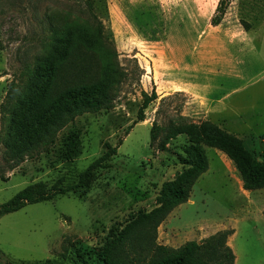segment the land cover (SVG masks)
Returning a JSON list of instances; mask_svg holds the SVG:
<instances>
[{
    "label": "rangeland",
    "instance_id": "374dc122",
    "mask_svg": "<svg viewBox=\"0 0 264 264\" xmlns=\"http://www.w3.org/2000/svg\"><path fill=\"white\" fill-rule=\"evenodd\" d=\"M217 3L95 1L105 40L125 72L113 101L15 157L6 141L36 83L48 21L56 13L83 16L86 0H0V204L33 182H76L106 142L120 143L84 198L58 195L0 217L1 262L105 264L110 239L139 223L157 205L162 185L184 169L178 159L187 135L170 134L182 125L215 123L263 160L264 0H231L222 22L211 26ZM182 79L207 83V96L222 99V114L203 111L200 101L177 90ZM152 90L157 98L134 124L142 92ZM205 150L207 171L158 226L156 243L176 248L225 229L234 264H264V189L244 191L234 163L218 149Z\"/></svg>",
    "mask_w": 264,
    "mask_h": 264
},
{
    "label": "trees",
    "instance_id": "16d2710c",
    "mask_svg": "<svg viewBox=\"0 0 264 264\" xmlns=\"http://www.w3.org/2000/svg\"><path fill=\"white\" fill-rule=\"evenodd\" d=\"M95 1L102 0H86L83 16L56 13L50 17L49 42L35 65L33 79L36 83L30 96L21 104V110L14 113L6 141L15 157L46 143L77 116L108 108L113 101L125 72L117 61L114 47L105 40L103 26L93 11ZM230 1L218 0L210 18L211 26L222 22ZM157 96L155 90L150 94L142 92V103L134 124L144 121V110ZM182 133L188 138L184 153L178 159L184 169L162 185L157 205L143 215L139 223L110 239L111 251L103 261L105 264H234L235 254L227 245L229 230H219L200 241L190 240L173 248L156 243L157 228L175 207L188 201L194 183L207 171L205 147L218 149L234 163L242 187L247 191L264 189V151L262 161L253 158L239 137L209 121L188 123L170 134ZM157 135L153 126L151 139L154 141ZM164 143L160 144L161 148H165ZM119 144L112 146L106 142L103 153L72 184L63 185L61 178L52 185L44 181L28 184L0 204V217L58 195L70 193L84 198L97 179V171L117 153ZM0 258H4L1 251ZM0 263L22 264L3 260Z\"/></svg>",
    "mask_w": 264,
    "mask_h": 264
},
{
    "label": "crops",
    "instance_id": "0c3cea01",
    "mask_svg": "<svg viewBox=\"0 0 264 264\" xmlns=\"http://www.w3.org/2000/svg\"><path fill=\"white\" fill-rule=\"evenodd\" d=\"M194 70L192 69V72ZM177 90H180V92H185L190 97L194 98L197 101H200V108L203 111L214 113L216 115L222 114L219 112L223 107L222 99L221 98H209L207 96L206 90L210 88V86L206 83L205 85H200L195 80L187 81V80H181L180 85L176 86ZM206 93V94H205ZM194 100V101H195ZM244 190V189H243ZM246 191V190H244Z\"/></svg>",
    "mask_w": 264,
    "mask_h": 264
}]
</instances>
